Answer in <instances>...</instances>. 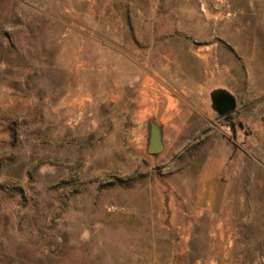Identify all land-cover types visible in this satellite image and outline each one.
Wrapping results in <instances>:
<instances>
[{
	"label": "rangeland",
	"instance_id": "rangeland-1",
	"mask_svg": "<svg viewBox=\"0 0 264 264\" xmlns=\"http://www.w3.org/2000/svg\"><path fill=\"white\" fill-rule=\"evenodd\" d=\"M0 264H264V0H0Z\"/></svg>",
	"mask_w": 264,
	"mask_h": 264
},
{
	"label": "water",
	"instance_id": "water-1",
	"mask_svg": "<svg viewBox=\"0 0 264 264\" xmlns=\"http://www.w3.org/2000/svg\"><path fill=\"white\" fill-rule=\"evenodd\" d=\"M211 102L213 110L220 117H225L234 113L237 108L236 98L225 90L213 92L211 94ZM164 151L163 130L158 124L152 121L149 124L147 154L150 156H158Z\"/></svg>",
	"mask_w": 264,
	"mask_h": 264
},
{
	"label": "crops",
	"instance_id": "crops-1",
	"mask_svg": "<svg viewBox=\"0 0 264 264\" xmlns=\"http://www.w3.org/2000/svg\"><path fill=\"white\" fill-rule=\"evenodd\" d=\"M163 142H164V137H163ZM164 145L166 144L164 143ZM222 168H223V161L220 160L214 159L209 164V168H208L209 170L206 171L205 173L206 175L204 179L201 180V183L203 185L201 189L204 192L209 193V199H206V202L201 204L202 206H207L211 208L222 206V196L220 195L222 189V178H221Z\"/></svg>",
	"mask_w": 264,
	"mask_h": 264
},
{
	"label": "built area",
	"instance_id": "built-area-1",
	"mask_svg": "<svg viewBox=\"0 0 264 264\" xmlns=\"http://www.w3.org/2000/svg\"><path fill=\"white\" fill-rule=\"evenodd\" d=\"M224 119H226V116L224 117ZM224 126H225V130H226V132L227 133H231L232 132V124H231V122H226L225 124H224Z\"/></svg>",
	"mask_w": 264,
	"mask_h": 264
},
{
	"label": "trees",
	"instance_id": "trees-1",
	"mask_svg": "<svg viewBox=\"0 0 264 264\" xmlns=\"http://www.w3.org/2000/svg\"><path fill=\"white\" fill-rule=\"evenodd\" d=\"M230 117H231L230 115L226 116V119H228L229 122H231V118Z\"/></svg>",
	"mask_w": 264,
	"mask_h": 264
},
{
	"label": "bare ground",
	"instance_id": "bare-ground-1",
	"mask_svg": "<svg viewBox=\"0 0 264 264\" xmlns=\"http://www.w3.org/2000/svg\"><path fill=\"white\" fill-rule=\"evenodd\" d=\"M146 78H148V77H146ZM136 97V96H135ZM136 99H138V98H136ZM133 100V99H132ZM139 105V104H138ZM138 107H136V109H137ZM132 114V113H131Z\"/></svg>",
	"mask_w": 264,
	"mask_h": 264
}]
</instances>
